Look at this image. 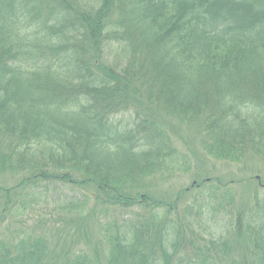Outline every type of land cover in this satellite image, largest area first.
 Instances as JSON below:
<instances>
[{"label":"trees","instance_id":"16d2710c","mask_svg":"<svg viewBox=\"0 0 264 264\" xmlns=\"http://www.w3.org/2000/svg\"><path fill=\"white\" fill-rule=\"evenodd\" d=\"M160 110L264 175V0H0V264H264L261 175L144 190L191 169Z\"/></svg>","mask_w":264,"mask_h":264},{"label":"rangeland","instance_id":"374dc122","mask_svg":"<svg viewBox=\"0 0 264 264\" xmlns=\"http://www.w3.org/2000/svg\"><path fill=\"white\" fill-rule=\"evenodd\" d=\"M159 115L162 119L166 120V128L170 135L173 146L180 152L181 154H185L189 157L191 169L188 173L184 172H176L170 177H166L163 181L159 179L157 176H149L144 178L141 182L142 185L152 193L156 198L161 201H174V199L184 191L187 187L191 186V184L195 180H199L202 178H213L221 182L222 185H225L229 190L234 191L236 193V199L240 203L248 204L251 199L252 188L251 185L254 183V176L261 175L264 178L262 173L261 165L259 159L256 156H248L241 163H230L228 161L223 160H214L207 157L200 145L199 138L200 133L198 130L194 131L193 126H187L182 124L178 119L173 118L166 114L163 110H160ZM16 183V178L12 177L9 173H1L0 172V186L9 187L13 186ZM254 186V185H253ZM143 189V187H142ZM140 189V191L142 190ZM65 193L71 194L70 191L64 190ZM189 193L186 194V196ZM62 217L67 220V223L75 228L76 219H70L73 217L66 216H57ZM21 226L16 221L7 220L0 221V238H7L14 233L18 227ZM92 232H89V238L91 244H87L84 240L85 237L83 233V228L81 227L80 232L78 233V245L84 246L85 249L89 251L92 249V252L95 249L103 255L106 254V247L103 245H95L97 243V235H96V226L92 224ZM53 231V229H51ZM56 230V229H55ZM14 233V234H12ZM81 234V236L79 235ZM77 245V246H78ZM94 250V251H93Z\"/></svg>","mask_w":264,"mask_h":264}]
</instances>
